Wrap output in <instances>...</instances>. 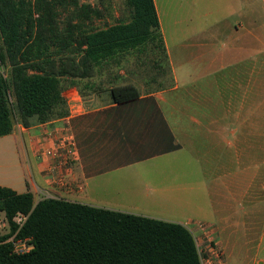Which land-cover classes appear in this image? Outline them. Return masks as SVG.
Returning <instances> with one entry per match:
<instances>
[{
	"label": "crops",
	"instance_id": "obj_1",
	"mask_svg": "<svg viewBox=\"0 0 264 264\" xmlns=\"http://www.w3.org/2000/svg\"><path fill=\"white\" fill-rule=\"evenodd\" d=\"M152 1L171 87L94 105L66 89L65 117L17 124L4 136L13 146L1 151L0 187L28 192L35 203L60 199L177 223L208 261L213 242L224 264H264L250 253L264 241L256 223L264 189V0ZM198 22L204 27L194 34Z\"/></svg>",
	"mask_w": 264,
	"mask_h": 264
},
{
	"label": "trees",
	"instance_id": "obj_2",
	"mask_svg": "<svg viewBox=\"0 0 264 264\" xmlns=\"http://www.w3.org/2000/svg\"><path fill=\"white\" fill-rule=\"evenodd\" d=\"M77 0H0V137L15 125L30 127L63 118V92L91 78L107 61L119 64L151 43L167 61L152 0H127L130 19L96 29L76 24L60 33L57 8ZM112 103L137 99L132 84L109 89ZM0 211L27 215L16 238L33 248L13 254L0 242V264H201L182 225L60 199L36 203L30 193L0 187ZM8 235V234H7ZM6 235L0 241L6 239Z\"/></svg>",
	"mask_w": 264,
	"mask_h": 264
},
{
	"label": "rangeland",
	"instance_id": "obj_3",
	"mask_svg": "<svg viewBox=\"0 0 264 264\" xmlns=\"http://www.w3.org/2000/svg\"><path fill=\"white\" fill-rule=\"evenodd\" d=\"M263 4L264 2L261 12L262 35H264ZM129 19L130 10L127 6V0H77L75 5H64L57 8L56 26L60 33H65L68 30L75 31L73 26L76 24L85 28L102 29L116 23L126 22ZM203 27L202 22H198L192 25L190 29L195 34ZM169 31L172 35L171 21ZM0 72L3 73L5 70L0 67ZM124 84L134 85L141 93L169 89L172 85L170 69L162 52L153 44L148 43L145 50L134 51L125 61L123 60L119 64L112 60L107 61L96 70L93 77L83 80L76 79L74 87L79 94L83 95L82 97L92 99V102L89 103L94 105L109 99L108 93L111 87ZM12 146L11 137H0V157L2 156V149L10 151ZM5 161L0 160V164L3 166ZM2 170L4 171V168ZM260 195V211L256 215V223L259 221L262 228L264 226V189L261 190ZM0 218L4 222L6 221L5 215L1 211ZM169 218L171 219L165 220L173 221L172 216ZM6 232L7 228L4 227L0 231V235H4ZM262 237L264 238V233ZM250 253L251 255L256 254L258 259L264 261V241L259 252L251 250Z\"/></svg>",
	"mask_w": 264,
	"mask_h": 264
},
{
	"label": "built area",
	"instance_id": "obj_4",
	"mask_svg": "<svg viewBox=\"0 0 264 264\" xmlns=\"http://www.w3.org/2000/svg\"><path fill=\"white\" fill-rule=\"evenodd\" d=\"M67 99L70 100V97L68 96ZM63 147H64V150H65L67 156L72 157L74 155L73 143H72V140L70 138H66L63 141ZM42 153L48 157H52V158L56 157V149H53L51 147H45L42 150ZM26 219H27V215H24L21 213L14 214V216L11 218V222L17 228H16V231L14 233L9 235L10 234V224H9L8 220L6 219V221L4 222L0 218V231L4 227L7 228L6 234L0 235V238L2 236H5V235L7 237L5 240H2L0 242L4 241V242L9 243L11 245V252L13 254H24V253L29 252L33 248L30 238H16L17 231L24 224ZM208 251L211 253V257L214 260V262H211V261L204 259V257L202 256V252H200V253L198 252L201 264H224L223 254L216 244L211 242V244L209 245Z\"/></svg>",
	"mask_w": 264,
	"mask_h": 264
}]
</instances>
